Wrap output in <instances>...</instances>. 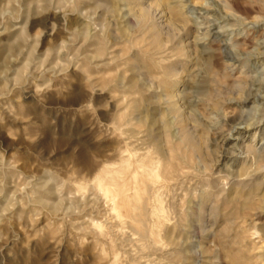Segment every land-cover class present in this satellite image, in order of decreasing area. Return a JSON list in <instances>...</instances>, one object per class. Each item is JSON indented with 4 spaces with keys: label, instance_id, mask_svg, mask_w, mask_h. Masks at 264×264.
<instances>
[{
    "label": "rangeland",
    "instance_id": "obj_1",
    "mask_svg": "<svg viewBox=\"0 0 264 264\" xmlns=\"http://www.w3.org/2000/svg\"><path fill=\"white\" fill-rule=\"evenodd\" d=\"M263 118L264 0H0V264H264Z\"/></svg>",
    "mask_w": 264,
    "mask_h": 264
},
{
    "label": "bare ground",
    "instance_id": "obj_2",
    "mask_svg": "<svg viewBox=\"0 0 264 264\" xmlns=\"http://www.w3.org/2000/svg\"><path fill=\"white\" fill-rule=\"evenodd\" d=\"M214 26V25H213ZM212 27V26H211ZM213 28V27H212ZM222 29H223V26L221 27ZM221 29V30H222ZM224 31V30H223ZM244 127H243V131H244V133H249L252 129H254L255 131H254V137L252 138V142L253 141H255V139H256V136L259 134V133H262L261 132V130H263V128H264V118L263 119H257V120H255V121H251V122H249V123H247V124H245V125H243ZM253 134V133H252ZM259 137V136H258ZM262 137L260 136V139H261ZM252 144V143H251ZM264 144V141H260V145H263ZM259 145V146H260ZM245 149L246 150H250L251 151V149L252 150H254L255 152H258V151H261V149L262 150H264V147H262L261 149H257V148H254V147H252L251 145H248V146H245ZM257 155V154H256ZM252 163V162H251ZM257 163V162H256ZM259 165V164H258ZM256 166V165H255ZM260 166V165H259ZM257 167V166H256ZM263 168V167H262ZM264 169V168H263ZM263 169H261V167L260 168H258V171H262ZM254 171H256V170H254ZM115 200V199H114ZM118 201V200H117Z\"/></svg>",
    "mask_w": 264,
    "mask_h": 264
}]
</instances>
